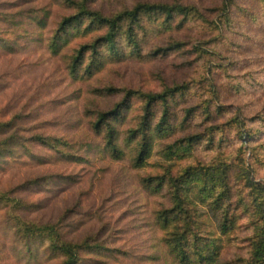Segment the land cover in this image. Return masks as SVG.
Wrapping results in <instances>:
<instances>
[{
    "label": "trees",
    "instance_id": "obj_1",
    "mask_svg": "<svg viewBox=\"0 0 264 264\" xmlns=\"http://www.w3.org/2000/svg\"><path fill=\"white\" fill-rule=\"evenodd\" d=\"M18 1L0 5V22L12 34L26 25H33L36 31L43 29L45 12L37 15L38 11H3L15 7ZM60 1L68 13L49 31L48 37L40 39L41 35H36L29 41L42 43L51 57H59L65 74L74 81L89 80L106 66L123 60L142 62L173 52H190L183 51L188 43L173 35L190 22L202 21L214 27L219 37L213 42L223 36V30L211 25L198 8L179 0L171 4L137 2L108 14L95 9L93 0ZM231 1L224 0L221 6L205 12L226 18ZM259 2L264 8V0ZM21 37L26 35H19L18 40ZM6 43L0 37V51L16 53L17 43ZM192 48L197 51V47ZM190 84L167 85L161 81L156 91L112 86L94 89V96L121 99L108 110L87 111V133L99 141L97 147L88 143L87 148L96 147L112 163L124 161L134 170H153L138 177V184L155 200L151 228L158 233V244L172 264H264V185L254 181L244 161L241 166L228 165L221 153L227 144L226 133L234 132L240 144L238 152L243 154L244 135L251 139L256 132L250 124L264 119H248L240 114L221 122L215 112L226 108L215 106V85L202 82L203 89L196 94L195 90L190 93ZM14 123L15 119L0 123V157L11 156L13 148L21 146L22 156L44 164L49 162L35 156V149L69 163L83 160L71 153L69 149L73 147L56 134H44L37 129L32 135L19 138ZM215 151L217 155H211ZM201 154L210 158L203 161ZM153 157L157 161H151ZM14 190L0 191V211L10 221L12 239L21 244L27 256L33 255L36 242L52 255L55 264H81V255L87 253L104 259L111 256L112 251L104 247L98 235L77 243L67 239L63 224L70 211L52 223L26 220L19 212L26 213L27 204L13 195ZM241 231L245 233L243 238L238 236ZM236 239L243 244L245 256L222 261L224 240L229 246ZM103 262L100 259L94 264Z\"/></svg>",
    "mask_w": 264,
    "mask_h": 264
},
{
    "label": "rangeland",
    "instance_id": "obj_2",
    "mask_svg": "<svg viewBox=\"0 0 264 264\" xmlns=\"http://www.w3.org/2000/svg\"><path fill=\"white\" fill-rule=\"evenodd\" d=\"M13 1L16 0H0V5ZM145 1L171 4L177 0H93L92 3L95 9L108 14ZM259 1L232 0L225 18L205 12L221 6L224 0H179L198 8L211 25L223 30V36L213 42L219 37L214 27L202 21L190 22L179 34H173L188 43L183 51L190 52H173L142 62L123 60L106 66L85 81H74L67 76L59 57H51L41 47L42 43L29 41L36 35H41L40 39L48 37L49 31L68 13L60 0H20L15 7H6L3 11L10 13L45 12L47 18L43 29L36 31L33 25H26L13 30L14 34L0 22V37L8 45L17 43L14 54L0 51V123L15 119L19 138L28 137L37 129L44 134H56L73 147L69 149L71 153L83 160L69 163L35 149V156L49 162L44 164L28 160L22 156V147L16 146L11 156L0 157V191L16 189L13 195L22 198L28 207L26 213L19 214L39 224L56 222L65 211H70L63 224L68 240L77 243L98 235L104 247L112 251L105 259L82 254L81 264H94L100 259L104 264H172L158 244V233L151 228L155 200L138 184V177L153 170L148 167L134 170L124 161L110 162L98 153V138L87 133V111L108 110L121 97L102 98L91 91L107 86L156 91L163 81L167 85L192 83L190 93L195 90L200 94L203 89L200 83L204 82L215 85L213 92L218 95L215 106L226 108L215 112L221 122L240 114L248 119L259 116L264 119V8ZM26 24H29L27 20ZM19 35L26 37L18 40ZM196 98L200 97L196 95ZM250 126L256 132L251 139L244 135L243 154L238 152L240 144L234 132L226 133L230 141L226 139L221 153L228 165L241 166L244 161L254 181L264 185V122L255 120ZM88 143L95 145V149L88 150ZM201 156L203 161L210 158ZM151 161L157 159L153 157ZM25 183L31 184L26 188ZM9 223L0 211V264L56 263L39 242L34 244L33 255L27 256L21 244L12 239ZM238 236L243 238L245 233L241 231ZM225 242L222 261L245 256L243 244L237 239L229 246Z\"/></svg>",
    "mask_w": 264,
    "mask_h": 264
}]
</instances>
